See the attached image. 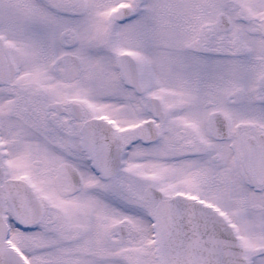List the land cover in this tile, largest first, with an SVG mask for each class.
Masks as SVG:
<instances>
[{
    "label": "snow or ice",
    "instance_id": "6c2138e0",
    "mask_svg": "<svg viewBox=\"0 0 264 264\" xmlns=\"http://www.w3.org/2000/svg\"><path fill=\"white\" fill-rule=\"evenodd\" d=\"M0 264H264V0H0Z\"/></svg>",
    "mask_w": 264,
    "mask_h": 264
}]
</instances>
